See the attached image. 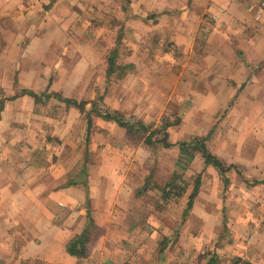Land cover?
<instances>
[{
	"label": "crops",
	"instance_id": "0c3cea01",
	"mask_svg": "<svg viewBox=\"0 0 264 264\" xmlns=\"http://www.w3.org/2000/svg\"><path fill=\"white\" fill-rule=\"evenodd\" d=\"M263 1L0 0V89L4 96L15 95L5 101L0 113V264H92L99 255V264L118 261L116 255L107 256L100 249L109 247L110 236L119 234L109 231L103 237L108 239L94 236L108 231L110 212L123 213L121 209L129 207L122 186L103 189L109 185L102 172L106 155L100 156L102 168L92 169L89 162H79L82 153L94 150L92 141L82 145L81 154L75 153L73 142L77 137L80 143L82 135L89 138L91 131L101 134L103 125L114 121L90 115L88 131L86 114L75 106L54 96L36 102L23 90L76 99L73 90L83 87L84 95L90 94L93 79L88 72L103 74L108 68L110 49L104 40L112 35L125 40L164 38L180 45L176 50L182 55L181 68L172 66L166 56L159 58L160 48L134 44L130 61L138 64V72L131 75L137 76L138 82L134 81L133 87L162 90L144 93L139 88L138 98L149 99V104L154 98L153 102L160 104L158 109L170 112L185 110V104H190L186 108V121L191 124L185 125L188 133L198 129L210 134L214 117L223 112L227 119L241 115L251 122H263ZM200 41L206 46H194ZM98 51L105 57L94 60ZM77 70L80 74L74 78ZM242 84L244 88L239 90ZM68 85L70 93L64 92ZM130 90L120 89L118 96L107 98L108 102L117 101L114 109L125 118L137 111L136 101L128 106L135 96L128 95ZM53 104L57 111L48 112L46 107ZM252 131L245 128V136ZM170 133L172 145L162 146L171 150L180 141H170ZM46 136H56L62 145L45 140ZM35 138L40 144L34 143ZM258 146L264 151L263 143ZM50 149L52 153H47ZM216 151L222 156L219 149ZM127 166L129 162L124 165L123 161L122 169L115 171L116 176H124L120 178L123 183ZM88 223L95 231L85 243V256L70 255L66 244ZM126 235L129 237L128 232Z\"/></svg>",
	"mask_w": 264,
	"mask_h": 264
},
{
	"label": "rangeland",
	"instance_id": "374dc122",
	"mask_svg": "<svg viewBox=\"0 0 264 264\" xmlns=\"http://www.w3.org/2000/svg\"><path fill=\"white\" fill-rule=\"evenodd\" d=\"M104 41L107 42L105 47L110 49L107 61L111 52H115V69L109 72L108 65L103 74L98 70H94L92 74L88 72V77L93 79L90 94L87 92L84 95L83 87L73 90L76 100L86 103L85 111L81 114L97 115L96 110L103 108L114 111L117 101L108 102L107 98L118 96L120 89L125 92L131 88L128 95L135 93V96L130 99L128 106L133 105V100L136 101L137 111L132 117L126 116L129 121L141 122L151 128L168 123L167 132H171L169 140L172 142L206 136L207 145L213 153H217L216 149H219L223 156L218 155L220 158L227 163L235 164V169L227 173V183H224L217 171L211 166H205L203 158L196 153L188 167L182 171L181 177L173 182L172 194L166 195L163 189L169 183L175 169L178 146H173L170 150L159 142L147 144L144 133L129 132L115 122L104 124L101 134L95 135L91 131V136L87 139L82 135L80 143L76 137L73 141L76 147L75 153L84 152L82 145L88 144L89 141H92L94 148L91 152L86 151L85 155L82 153L79 162L83 164L89 162L88 165L92 169H100V156L106 155V167L101 168L107 175L105 181L109 179V185L103 186V189L105 191L109 187L117 190L122 186L124 197L129 202L128 208L121 209L123 213H109L111 224L108 225V231L101 230L99 236H94V238L108 239L109 236L103 237L109 231L119 234L115 237L110 236L109 247L100 249L107 252V256L116 255L118 261L109 264H205L213 254H216L218 264H243V262L264 264V151L260 152L258 146L260 143L264 144V121L255 119L251 122L241 115L227 119L223 112L218 118L214 117V122L209 126L210 134L205 133L207 130L198 129H193L195 133H188L185 125L191 127V124L186 121V108L190 107L188 106L190 104L184 103L186 106L182 111L173 109L170 112L169 109H158L160 104L154 103V98L149 104V99L146 102L137 95L140 89L144 93L148 89L155 92L162 90L155 86L139 87L140 89L133 87L134 81L136 84L138 78L131 75L134 71L138 72L136 69L138 64L130 61L134 44L139 47L160 48L157 51L159 58L166 56L169 63L177 68H181L182 55L176 50L180 45L175 40L164 38L125 40L122 36L115 38L113 35ZM194 46L203 47L206 43L200 41ZM100 57L104 58L105 54L100 55L98 51L94 55V60ZM179 73L178 70L175 74ZM78 74H80L79 70L73 73L74 78ZM69 85L64 92L70 93ZM243 88L244 84L239 90ZM2 93L0 89V94ZM74 94L71 93V96ZM229 103L232 105L233 101ZM216 105L214 104L213 107ZM46 109L48 112H54L58 107L53 104ZM245 128L253 129L252 134L245 136ZM218 129L219 132L214 136ZM261 129L260 134L254 135ZM232 130L242 131L244 134L238 136L232 133ZM45 140H53L55 144L62 145V140L56 136L52 139L46 136ZM229 140L232 142L231 145L227 144ZM237 142L240 143L235 145ZM34 143L38 145L40 140L35 138ZM105 144H108L107 149ZM67 145L72 144L67 143ZM50 151L52 150L47 153H52ZM132 157L133 162H131ZM123 161L124 165L126 162L130 165L125 167L128 170V176L124 178L125 183L120 181L123 175L120 177L115 174L117 169H122ZM78 177L81 178L80 174ZM197 180H199V189L192 207L184 212L188 196ZM177 192H180V195H177ZM132 195L134 200L131 199ZM89 228L90 238L95 228L94 226ZM127 232L129 237L125 236ZM164 238H168L166 246H164ZM101 256H98V260L93 259L92 264H99Z\"/></svg>",
	"mask_w": 264,
	"mask_h": 264
},
{
	"label": "trees",
	"instance_id": "16d2710c",
	"mask_svg": "<svg viewBox=\"0 0 264 264\" xmlns=\"http://www.w3.org/2000/svg\"><path fill=\"white\" fill-rule=\"evenodd\" d=\"M114 55L115 52H111V55L108 57L109 72H112L115 69ZM23 92L28 93L30 96H32L36 102L42 101V99H47L50 96H54L58 100L63 101L67 105L75 106L80 111V113H83L85 111L84 108L86 104L85 101H78L76 99L63 97L59 93L47 92V91L41 93H35L29 90H23ZM13 97H15V95L12 97L10 96L7 97L0 94V113L4 107L5 101ZM96 111L100 117L106 120L114 121L120 127H123L132 132L142 133V134L144 133L146 135L145 142L147 144H154L155 142H159L165 147H169L172 145V143L168 141V132H167V127L169 126L168 123H162L160 127L151 128V126L145 125L144 123L141 122L129 121L121 113L115 110L109 111L107 108L106 109L103 108V109H98ZM86 117L88 121V131H89V126H90L89 114L86 113ZM177 145L179 148V156L175 162V169L171 175L169 183H167V186H165L163 189L164 194L166 195L172 194L171 191L173 187V182L181 177L182 171H184L188 167L190 162L194 159L196 153H199L200 156L203 158V163L205 166H211L212 168H214L222 178L223 182L227 183L228 180L227 173L235 169V164L226 163L223 159L218 157L216 154L212 153L206 145V136L192 137L187 141L178 142ZM258 182L259 181H256V183ZM198 189H199V180L195 182L194 188L188 196V200L184 212H187L192 207L193 200L198 192ZM177 195H180V192H177ZM89 225H91V223L90 224L88 223V225L85 226V228L82 230L81 233L71 238L66 244V251L70 255L77 257L85 256L86 254L85 243L89 240V233H90ZM167 242H168V238H164V246H166ZM205 264H218V261L216 259V254L210 256ZM243 264H251V262H243Z\"/></svg>",
	"mask_w": 264,
	"mask_h": 264
},
{
	"label": "built area",
	"instance_id": "2783aa9c",
	"mask_svg": "<svg viewBox=\"0 0 264 264\" xmlns=\"http://www.w3.org/2000/svg\"><path fill=\"white\" fill-rule=\"evenodd\" d=\"M261 5H264V1L261 3Z\"/></svg>",
	"mask_w": 264,
	"mask_h": 264
}]
</instances>
